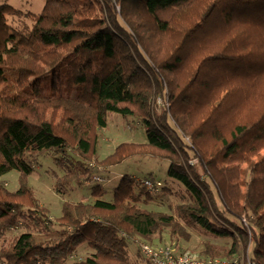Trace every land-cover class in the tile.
<instances>
[{"label": "trees", "instance_id": "trees-1", "mask_svg": "<svg viewBox=\"0 0 264 264\" xmlns=\"http://www.w3.org/2000/svg\"><path fill=\"white\" fill-rule=\"evenodd\" d=\"M109 112L136 118L146 141L98 159ZM42 152L59 168L57 193L91 189L56 220L26 180ZM141 157L167 161L182 185L175 216L138 205L156 194L143 184L152 173L121 175L103 198L100 172ZM12 169L18 189L0 181V264H65L82 243L89 254L73 264H152L139 242L167 230L180 248L186 229L230 238L223 251L203 243L221 264H264V0L0 5V176Z\"/></svg>", "mask_w": 264, "mask_h": 264}, {"label": "rangeland", "instance_id": "rangeland-1", "mask_svg": "<svg viewBox=\"0 0 264 264\" xmlns=\"http://www.w3.org/2000/svg\"><path fill=\"white\" fill-rule=\"evenodd\" d=\"M4 3L23 12L37 14L41 11L44 0H0V5ZM20 19L7 16V21H10L14 25L20 26L21 23H18L22 21ZM24 21L29 25L32 22L30 18H24ZM144 141H146L145 130L136 118L130 116L124 117L120 114L109 112L107 114V125L101 130V138L97 151L98 159L108 156L112 153L114 147L122 142L140 143ZM31 162L33 171L26 178L27 184L32 189L40 204L48 210L50 219L56 220L61 215L64 205H69L79 200L92 199L89 185L73 187L67 194H59L56 192L53 174L54 172L59 173V168L54 164L53 155L50 152L36 154L31 159ZM167 168L168 162L165 160H157L149 157L125 160L121 164L112 167L109 171L100 172L103 178L101 185L107 191L103 198L106 200L112 198L113 189L117 186L121 175L131 174L138 179H142L148 173H152L166 189L158 190L155 192L156 194L153 199L147 203L140 201L138 205L149 210L162 211L175 216L176 206L187 201V198L182 185L167 175ZM0 181L6 185L9 191H16L19 185V173L15 169L9 170L0 176ZM24 230V228L17 227L7 231L3 244L8 245L15 236ZM186 230L188 236L186 239L181 240L180 248L170 238L167 230L162 234H154L150 244L152 246H169L175 253L189 250L192 253L199 254L201 257H207L202 252L205 241L221 251L228 249L231 245V239L228 237H215L202 230ZM85 246V243L77 246L75 252L65 264H73L81 258L84 259L89 254H87L88 248ZM129 248L130 252L135 250V246L133 247L131 244H129ZM132 259L139 260V257L132 255ZM231 260H235L234 262L236 264L241 263L240 256L238 255H235Z\"/></svg>", "mask_w": 264, "mask_h": 264}, {"label": "built area", "instance_id": "built-area-1", "mask_svg": "<svg viewBox=\"0 0 264 264\" xmlns=\"http://www.w3.org/2000/svg\"><path fill=\"white\" fill-rule=\"evenodd\" d=\"M145 187L156 192L161 186L160 181L144 179ZM141 252L150 260L152 264H221L219 258L201 257L189 250L175 253L169 246H152L147 242H139Z\"/></svg>", "mask_w": 264, "mask_h": 264}]
</instances>
